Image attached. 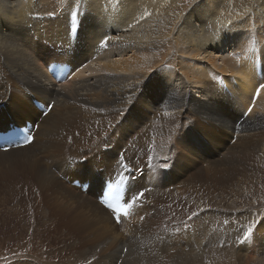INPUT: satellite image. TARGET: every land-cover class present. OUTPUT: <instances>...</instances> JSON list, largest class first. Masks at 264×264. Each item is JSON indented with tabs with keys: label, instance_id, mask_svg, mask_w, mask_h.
Here are the masks:
<instances>
[{
	"label": "bare ground",
	"instance_id": "obj_1",
	"mask_svg": "<svg viewBox=\"0 0 264 264\" xmlns=\"http://www.w3.org/2000/svg\"><path fill=\"white\" fill-rule=\"evenodd\" d=\"M41 38L39 50L36 43ZM104 38H110L107 45L102 44ZM263 40L264 0H0V44L7 45L0 46V127L7 129L9 122L20 127L26 121L39 122L31 144L0 151V186L7 185L5 176L16 178L0 195V205L7 209L3 213L16 221L15 225L2 223V234L6 224L16 231L0 244L19 241L17 252L8 249L14 253L4 257L5 264H54L58 254L68 255L72 264H112L115 256V264H119L123 253L127 256L121 264H161L159 258L148 262L158 255L151 253L152 232L177 220L179 192L169 196L165 211L156 210L151 217L146 211L150 198L159 203L167 195L160 187L179 177L173 159L183 138L173 121L176 111L181 122L191 121L194 114L215 125L216 134L209 138L215 141L218 152L227 146V130L247 131L240 137L243 156L239 147L230 146L222 158L203 169V184L216 202H235L232 196L250 189L236 184L227 190L228 165L234 170L242 157L258 158L249 170L264 180V132L253 133L264 128V90H260L264 62L260 60L262 52L254 51ZM231 44L235 48L231 55L251 54L247 60H239L244 67L240 68L234 58L218 59L220 51ZM172 54L175 68L171 74L181 70L189 80L195 79L193 83L202 94L193 95L184 82L176 86L166 80L164 65ZM51 59L53 64L72 67L67 73L73 78L60 84L50 77L46 67ZM191 59H200L222 77L228 76L229 83L217 73L204 80L206 68L197 69ZM28 93L42 99H34L41 105V114L49 106L46 102L54 101L43 118L41 114L37 118L34 113L27 114L37 109ZM147 94L160 97V105L165 104L161 111L170 114L167 120L161 113H148ZM122 105V116L118 114V123L111 128ZM208 128L209 124L200 128L195 144L208 138ZM103 134L106 138L95 144ZM254 135L255 146L250 142ZM155 154L157 160L172 161L155 166ZM88 157L95 161L82 164L81 160ZM103 157L111 161L102 162ZM5 166L12 169L5 171ZM56 167L58 174L53 170ZM162 167H172L175 176L167 179L158 174ZM195 167L196 162L189 160L190 202L196 200L198 176L190 172ZM121 171H132L138 177L133 180L132 176L127 185L130 196H136L131 216L117 224L97 197L107 177ZM61 174L69 183L89 182L87 192L69 185ZM140 191L143 198L137 199ZM27 199L34 216L26 210ZM37 200L41 202V216ZM237 216L231 215L229 227L226 222L229 233L219 237L222 225L216 222L212 233L243 250L249 264L256 255L245 235L251 229L247 226L249 216L242 214L239 223ZM261 219L264 208H259L255 221ZM35 232L41 233L45 247L39 246ZM48 242L54 249L47 248ZM203 242L200 239L197 248L209 244ZM216 254L225 257L220 249ZM173 257L174 264H181L179 249L173 251Z\"/></svg>",
	"mask_w": 264,
	"mask_h": 264
},
{
	"label": "rangeland",
	"instance_id": "obj_2",
	"mask_svg": "<svg viewBox=\"0 0 264 264\" xmlns=\"http://www.w3.org/2000/svg\"><path fill=\"white\" fill-rule=\"evenodd\" d=\"M43 40L44 38L38 39L39 43L38 44L36 43V47L39 50H41V44ZM227 44L228 43H226V45ZM249 44H251V41ZM233 47H234L233 44H231L228 45L226 49L220 51V53L218 54L219 56L218 59L223 60L228 58H234L235 61H238L240 68H242L244 67V65L239 60L241 58L243 60H247L251 56V54L249 52H246L242 54L231 55V53L234 54L235 52V48ZM254 51L256 53L262 52V55L260 56V60H262L261 63H263L264 40L262 41L261 45L255 47ZM173 54L171 55L172 56L171 59L168 60L164 65L166 68L164 70L166 80L174 83L176 86H179L180 84H182V82H184L186 84L187 89L191 88V90H193L194 92L193 95L197 96L196 92L199 91L200 94H202L201 92H203V90L201 88H198L196 84L193 83L195 79L189 80L185 75L181 73V70H179L177 73L175 72V74H171L170 71L172 70L174 71L175 68V61L172 60V58H174ZM43 56L45 62L46 55ZM178 58L181 59V57ZM51 61L52 59L50 60L49 63H51ZM191 64L192 65L196 64L197 69L206 68L207 72L204 74V80L213 78L217 73L216 76L219 79L229 83L228 76L222 77L220 73L218 74V72H216L215 69L210 68V66H206V63L200 61V59H191ZM260 64L258 65L260 66ZM69 75L72 76L73 78L72 74ZM85 75L88 76V73ZM13 91H11V93ZM27 95L34 104H35L34 99L42 102L41 98L33 95L32 93H28ZM231 98L232 95L229 96V101L232 100ZM144 100L148 104L149 107L148 113L150 115H154L155 113H161L165 120L169 118L170 114L161 111V109L165 104L160 105L159 96L153 94H147ZM36 107L37 109H30V112L27 114L31 115L32 113H34V118L39 117L42 110L39 108L38 105H36ZM124 109H125L124 105L121 106L120 110L117 109L118 111L117 117L115 118L114 123L111 125V128L116 123H118V114L121 113ZM4 110L6 114L9 115L8 109L4 108ZM177 113L178 111L172 114V116L174 117L173 121L175 123V126L177 127L179 135L183 138V142L178 151V156H176L173 159V162L176 164L178 168L179 177L177 181H175L174 183L164 184L163 186L160 187V190L166 192L167 195L165 197H162L163 199H160L159 203L154 202L152 198L149 199V201L147 202L146 216L147 217L153 216L156 210L165 211L167 209L166 206H168L169 204L168 202L169 196H172L176 192H179L180 194L179 203L181 209L177 217V220L174 221L172 225L166 226L165 224L162 230H160L159 228L153 230L152 233H153L154 248L151 247V253L152 251H155V253H158V255L151 256L152 258L150 257L148 262L149 263L153 262L155 259L159 258L161 264H174L173 251L177 248L180 250L182 256L181 264H248L244 259L243 250H240L237 245L231 244V241L229 242L226 241V238L224 239L217 238L218 236L220 237L223 234L226 235L227 233H229V230H227L226 228V222L228 221V227H229V218L231 217V215L238 214L239 216H237L235 220L237 223H239L241 220H243L244 216H242V214L247 213L249 216L247 219V226L249 227L251 226V233L246 231L245 235L249 238L250 241L249 243H251L250 245H252L256 250V255L249 264H264V240H263L264 219H261L260 221H255V217L259 208H264V180L260 181L258 173H255L253 170H249L250 168L254 167L251 163L256 162L258 158L254 159V156H251L249 159H243L242 157L241 162L238 163L237 168H235L234 170L232 168L233 167L232 165H228L230 169L229 172L228 171L226 172L227 177L229 176L227 183V190L228 191L231 190L230 188H234L233 186L236 184H241V186L250 187V189L244 190V192L241 195H238L236 197L232 196L235 202H232L231 200H227L226 202H216L213 199V197L209 196V193L207 192L202 181L203 169L208 167L210 164L214 163L215 161H217L219 158H222L225 152L230 148V146L233 149L239 147L237 148L239 150L241 149V153L239 154L240 156H243L242 146L240 145V137L243 133L244 134L247 133V131L235 132L234 130H227L228 133L227 146L223 150L218 152V147L216 146L215 141L209 138L211 135L216 134V129L214 128L215 125L205 121L202 118L196 117L194 114H193V119L191 121L181 122L178 120ZM10 116L13 117L14 119H17L16 116H12V115ZM109 122L110 121L107 118V124ZM206 124H209V128L207 129L208 138H205L200 144H195L194 137L196 136L200 128L205 126ZM89 125L90 124H87L85 129H87ZM263 132H264V128H259L258 130L253 131V133L256 134H262ZM106 136L107 134H103L101 137L97 138L95 144L105 139ZM254 141H255V135L250 140L253 146L256 145ZM110 151L112 152L113 150L110 149ZM200 154L202 155L201 158H200ZM254 155L259 156L258 154H254ZM90 158L91 157H88L86 160L84 159L85 163H91L92 161H95ZM115 158L116 157H114V159ZM157 158H158V154H155V159H156L154 162L155 166H158L161 163L167 164L172 161L171 159L157 160ZM99 160H101V158ZM189 160L196 162V167L192 168L190 172L196 173L198 176L196 200L194 202H190L187 198V196L189 195L188 182H187V177L189 173L187 171V164ZM101 161L109 162L111 160L103 157ZM82 162L84 163V161ZM11 169L12 167L9 166L4 167L5 171H9ZM53 170H55V172L58 174L59 170L57 167L55 169L53 168ZM181 170L184 171L180 173ZM157 172L158 174L162 175L164 178L167 179H171L175 176V171L173 170L172 167H162ZM14 180H16V178L11 176H5L4 182L7 185L0 186V195L3 194L5 190H8L9 185ZM144 182L147 181L144 180ZM231 192L232 195L236 194L234 192V189ZM25 207L30 214H32L33 216L35 215L34 209L33 210L30 209L29 199L26 200ZM0 208H1L0 243H3V238H6V235L12 234L16 231L15 227L6 224L4 225L5 228L2 234L3 224L5 222H8L12 225H15L16 221L10 215L3 213V211L4 212L7 211V209H4L3 205H0ZM37 211H38V215L41 216V202L39 200H37ZM215 222L218 225H222V230L219 232L217 237H215L212 233ZM255 225L259 227L258 230L255 229ZM35 233H37L38 235L39 246L41 248L45 247L43 245L44 241L41 236V233L39 232H35ZM142 233L143 232L141 231L140 234ZM200 239L204 240V242L208 241L209 244L204 245V247H202L201 249L197 248L196 243H198ZM17 242L16 241L11 242L10 245L0 244L1 245L0 264L3 263L5 264L4 257H7L8 255H12L9 253H14V252H9L11 249L16 250V252L18 251ZM89 244L92 245V242L90 241ZM207 245H209L208 248ZM46 246L47 248L54 249V246L51 242H48ZM64 248L65 246L62 249ZM219 249L225 253L224 254L225 257L219 258L217 256L216 253ZM126 250L127 247L124 249V252H126ZM37 252L39 254H42V251L37 250ZM120 256L121 257L119 259L120 262L122 263L126 258L127 254L123 253ZM25 257L26 256H24L23 259ZM100 259H102V256H100ZM24 261H28V260H24ZM116 261L117 258L115 256V258L111 262L112 264H115ZM120 262L119 264H121ZM29 264L31 263L29 262ZM54 264H72V262L68 255L61 256L60 254H58L57 259L54 261Z\"/></svg>",
	"mask_w": 264,
	"mask_h": 264
},
{
	"label": "snow or ice",
	"instance_id": "obj_3",
	"mask_svg": "<svg viewBox=\"0 0 264 264\" xmlns=\"http://www.w3.org/2000/svg\"><path fill=\"white\" fill-rule=\"evenodd\" d=\"M108 39H110V38H104V39H102V44L107 45V43H108ZM0 46H4V47H6L7 45L0 44ZM260 90H264V85H261V86H260ZM256 95H257V96L259 95V91L256 93ZM251 111H252V109L249 108V109H248V112L251 113ZM25 139H27V137H25ZM138 196H139L140 198H143V193H138ZM133 202L135 203V198H133ZM132 206H133V204H127V203H126V204H124V205H121V206L115 208L113 211H114L115 213H120V214H122V215H127V214H128V209L131 208ZM115 219H116V221L118 222L119 219H120V216H116ZM248 232L251 233V229H250V228L248 229Z\"/></svg>",
	"mask_w": 264,
	"mask_h": 264
}]
</instances>
